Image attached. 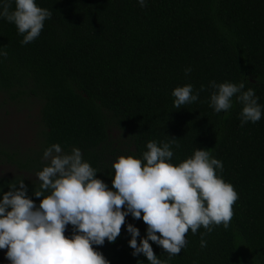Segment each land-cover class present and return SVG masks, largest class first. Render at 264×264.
I'll return each instance as SVG.
<instances>
[{"label": "trees", "instance_id": "16d2710c", "mask_svg": "<svg viewBox=\"0 0 264 264\" xmlns=\"http://www.w3.org/2000/svg\"><path fill=\"white\" fill-rule=\"evenodd\" d=\"M36 4L52 15L27 45L16 26L0 18V50L7 52L0 57L2 104L36 100L41 127V147L33 154L0 142V161L17 173L0 175L3 192L23 181L38 206L34 177L48 164L41 156L53 144L67 154L78 148L97 170L96 178L111 188L118 157L142 159L149 141L177 139L173 165L196 149L212 150L223 163L217 175L238 199L227 229L213 226L208 233L201 227L196 234L189 229L186 246L170 260L149 241L155 256L167 264H264V116L242 127L243 105L235 99L228 112L217 114L209 106L211 81L244 83V91L254 89L264 106V0H146V7L137 0ZM187 68L192 71L186 76ZM186 84L199 99L176 108L172 91ZM129 223L140 231L139 245L147 225L129 215L114 243L93 246L109 264H149L142 254L132 255ZM71 235L68 225L65 236ZM6 251L0 250V264H10Z\"/></svg>", "mask_w": 264, "mask_h": 264}, {"label": "clouds", "instance_id": "9594fccd", "mask_svg": "<svg viewBox=\"0 0 264 264\" xmlns=\"http://www.w3.org/2000/svg\"><path fill=\"white\" fill-rule=\"evenodd\" d=\"M137 3L147 6L146 0ZM51 15L36 0H0V18L16 26L23 45L40 36ZM6 56L0 50V57ZM191 71L185 69V75ZM209 86L215 89L209 104L215 113L228 112L235 99L243 105L242 127L264 116L254 89L244 91V83L211 81ZM172 96L174 107L180 108L196 102L199 92L186 84L175 88ZM175 140L149 141L142 159L118 157L112 164L111 188L96 178L97 170L83 160L78 148L70 154L63 153L59 144L46 148L43 159L48 164L36 174L39 190L33 193L41 198L38 206L28 197L23 181L6 193L0 188V250L7 249L5 258L10 264H109L93 246H103L106 240L114 243L131 215L147 225L146 238L139 245V229L130 223L126 226L133 257L142 254L149 264H167L155 256L149 241L162 247L170 260L186 246L189 229L193 234L201 227L208 233L213 226L227 229L238 194L217 175L223 163L212 157V150L196 149L190 158L173 165ZM68 225L72 226L70 237L65 236ZM203 236L201 248L207 246Z\"/></svg>", "mask_w": 264, "mask_h": 264}, {"label": "rangeland", "instance_id": "374dc122", "mask_svg": "<svg viewBox=\"0 0 264 264\" xmlns=\"http://www.w3.org/2000/svg\"><path fill=\"white\" fill-rule=\"evenodd\" d=\"M2 103L3 99L0 98V142L29 154L39 150L41 147L39 137L41 127L37 118L39 103L36 100L23 104L13 101ZM41 158L43 159V156ZM4 164L6 163L0 161V175L17 174L13 167Z\"/></svg>", "mask_w": 264, "mask_h": 264}]
</instances>
